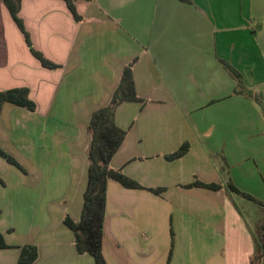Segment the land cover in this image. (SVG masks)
<instances>
[{
  "label": "crops",
  "instance_id": "1",
  "mask_svg": "<svg viewBox=\"0 0 264 264\" xmlns=\"http://www.w3.org/2000/svg\"><path fill=\"white\" fill-rule=\"evenodd\" d=\"M3 7L0 0V90L27 87L36 109L5 102L0 111V147L25 156L17 188L33 204L17 240L9 234L17 221L0 220L11 246L0 249V264H16L24 244L37 247L32 264H95L76 251L63 217L79 218L87 123L109 103L127 65L143 101L117 105L126 135L110 165L162 190L107 182V264H250L260 218L231 207L229 184L256 179L257 166L264 171V112L233 92L237 81L221 60L264 98V0H75L80 20L63 0H20L34 48L60 64L55 69L29 49L34 60L15 51L22 38ZM183 143L189 149L181 157H164ZM194 180L221 187L185 186Z\"/></svg>",
  "mask_w": 264,
  "mask_h": 264
},
{
  "label": "trees",
  "instance_id": "2",
  "mask_svg": "<svg viewBox=\"0 0 264 264\" xmlns=\"http://www.w3.org/2000/svg\"><path fill=\"white\" fill-rule=\"evenodd\" d=\"M75 20H80L77 13L75 0H63ZM189 1V0H182ZM11 18L23 34L26 45L31 54L44 68L55 69L60 64L47 58L41 51L34 48L30 34L25 28L22 18L18 14L20 0H2ZM224 67L236 79L237 83L233 89L234 93L246 94L252 97L264 112V98L258 92L245 88L242 83L241 74L228 62L221 60ZM125 101H143L135 92L134 81L130 65L123 68L122 74L108 104L98 107L92 111L87 123L89 134V145L87 149L88 165L86 170V183L82 194V207L79 218L72 219L68 214L63 217V223L74 233V244L78 253L90 254L95 264H107L102 252L103 223L105 218L106 187L109 180H114L126 188H144L158 193L162 188H147L136 180L127 176L121 169L113 168L110 165L111 158L116 153L123 141L126 130L120 128L115 121V109L118 104ZM9 102L27 110L34 111L36 103L29 97V89L25 86L13 87L0 90V111L3 103ZM189 149L188 143H183L174 152L166 154L167 160L181 157ZM0 156L9 163L20 168L22 165L9 153L0 147ZM24 170V168H23ZM2 183V179L0 178ZM185 186H201L217 190L221 186L214 182H202L194 180ZM229 188L243 197L254 201L260 206L264 202L257 200L248 193L242 192L229 184ZM255 236L259 243V251L255 252L250 264H264V216L254 225ZM11 247L5 240L4 233L0 231V249ZM37 247L32 244L20 246V252L16 264H32L37 258Z\"/></svg>",
  "mask_w": 264,
  "mask_h": 264
},
{
  "label": "rangeland",
  "instance_id": "3",
  "mask_svg": "<svg viewBox=\"0 0 264 264\" xmlns=\"http://www.w3.org/2000/svg\"><path fill=\"white\" fill-rule=\"evenodd\" d=\"M4 11V18L10 21V23L14 26L17 32L21 35L23 47L22 49H15L16 52H26L31 56V58L34 57L30 55L28 51V46L25 43L24 37L9 15L8 11L3 7ZM2 15L0 14V17ZM13 45V44H12ZM13 50V49H12ZM22 51V52H21ZM37 61V60H36ZM22 62L26 63V60L22 56ZM22 67H24L21 64ZM59 127V126H57ZM52 129V130H51ZM51 129H48L47 132L54 131L55 127H52ZM23 148H26L24 145ZM7 152V151H6ZM8 153V152H7ZM10 154V153H9ZM11 155V154H10ZM13 156V155H11ZM24 168H20L15 164L9 163L7 160L3 158L4 167L2 168L0 166V178L2 179V183L0 182V220L8 226L11 222L17 221V228L9 230V234H13V237L15 240L19 239L24 234V229L27 224L29 225L30 222V210L33 204L30 202L32 201V196L29 197L23 193V191L19 192V189L17 188L19 185V182L21 181L22 177L21 174L24 175L26 173L24 164V157L23 155L17 157L13 156ZM262 167V166H261ZM254 175L256 176V179L253 178H244L236 182V188L239 189L242 192L248 193L257 200H260L264 202V171H262V168H259L257 166L256 170L254 171ZM157 194H160L159 192ZM233 201H232V200ZM231 199L229 198V204H231V207H234L235 209H239L242 213L248 214L249 216L255 219H259V221L262 219V216H264V206H260L254 201H251L239 193H236L235 191L231 190ZM249 222V221H248ZM26 223V224H24ZM255 225V223L253 224ZM173 234L171 235V238L173 239Z\"/></svg>",
  "mask_w": 264,
  "mask_h": 264
}]
</instances>
